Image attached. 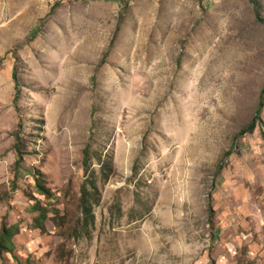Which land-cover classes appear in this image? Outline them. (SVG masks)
Returning a JSON list of instances; mask_svg holds the SVG:
<instances>
[{
	"label": "rangeland",
	"instance_id": "374dc122",
	"mask_svg": "<svg viewBox=\"0 0 264 264\" xmlns=\"http://www.w3.org/2000/svg\"><path fill=\"white\" fill-rule=\"evenodd\" d=\"M258 15L264 0H0V264H264V106L236 138L264 84Z\"/></svg>",
	"mask_w": 264,
	"mask_h": 264
},
{
	"label": "trees",
	"instance_id": "16d2710c",
	"mask_svg": "<svg viewBox=\"0 0 264 264\" xmlns=\"http://www.w3.org/2000/svg\"><path fill=\"white\" fill-rule=\"evenodd\" d=\"M258 19H259V15H258ZM261 22H264V19H259ZM38 33H34L30 39L29 42H33L37 39L38 37ZM10 56V53L7 55V57L0 61V64L3 63L4 61H6L8 59V57ZM13 79L15 82V88H16V99L15 102L16 104L20 102L21 97H22V88H21V81H20V73H19V63H16L15 65V69H14V73H13ZM264 106V84H263V88L261 90V93L259 95V100H258V107L256 109V114L253 117V119L251 120L250 123H248L245 127H243L241 129V131L237 134L236 138H240L245 136L246 134H252L257 126H258V122H261V113H262V109ZM18 111L20 112V110L18 109ZM24 126V122H23V117L20 116V123L18 126V130L17 132L14 134V139L16 141L15 143V152H16V156L17 159L15 161V168L18 171L21 168L22 163L24 162V151H22L21 149V145H22V128ZM231 153H227L226 156H229ZM87 156H88V149L84 150V165L86 166L87 164ZM222 165L219 166V170H222ZM34 176V181H35V185L36 188L38 190V192L40 193V195L45 196L46 198H51V191L49 188L46 187L45 185V175L40 171L37 170ZM93 184V183H92ZM93 186V185H92ZM82 205H83V210L85 214H89L91 212V207H90V203L87 199V195L89 193L88 191V184L84 183L82 185ZM43 216V214L41 213L40 215L34 217V227L37 229H41L42 224H41V217ZM210 217H213V211L210 210ZM8 229L7 226L4 224V232L1 234L0 236V249L2 251H4V249L6 248L5 245L6 243H10V240L7 238L8 237Z\"/></svg>",
	"mask_w": 264,
	"mask_h": 264
}]
</instances>
